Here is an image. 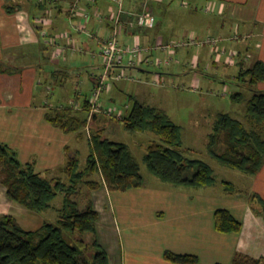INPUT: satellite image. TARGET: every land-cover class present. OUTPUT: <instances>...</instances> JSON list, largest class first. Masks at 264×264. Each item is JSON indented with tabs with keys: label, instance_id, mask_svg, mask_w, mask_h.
Returning a JSON list of instances; mask_svg holds the SVG:
<instances>
[{
	"label": "crops",
	"instance_id": "1",
	"mask_svg": "<svg viewBox=\"0 0 264 264\" xmlns=\"http://www.w3.org/2000/svg\"><path fill=\"white\" fill-rule=\"evenodd\" d=\"M122 2L123 11L119 14V5L112 0H79L78 4L75 0H15L13 3L0 0V59L8 61L12 57L19 61V65L14 63L15 68L0 66V136L19 152L23 161H35L37 171L46 177L65 178L63 168L69 154L79 153L80 156L83 140L89 145L86 127L66 132L47 121L45 113L49 107L65 104L62 99L68 98L69 104L81 110L80 114L89 116L87 125L90 124L91 132L100 131L112 139L119 131V113L126 114L131 108V97L148 104L153 97L146 86L152 72L143 64L132 66L124 63L113 66V76H109V85L102 94L115 91V88L126 94L122 87H125L127 78H133L135 69L143 71L147 79H139V87L134 93H128L129 102L118 105L122 107L119 110L111 103L103 104V107L113 109L118 117L82 111L90 98L88 93L84 94L82 84L90 82V90L93 91L103 73H88L89 81H79L68 63L69 52L80 50L87 54L93 51L95 42L101 44L102 39L117 30L122 45L131 46L139 42L150 48L143 63L150 54L151 59L159 57L155 56L154 50L158 52L160 49L166 56H171L174 49L169 52L159 45L165 40L164 18L168 14L171 16L179 7H192L195 15H191V19L197 28L191 36L196 35L202 40L207 37L219 39L216 46L209 44L208 54L212 56L213 64L223 62L220 51L226 47L238 53L235 59L239 63L240 60L246 63V59L252 63L258 59L264 61V0ZM74 3L76 7L72 8ZM199 8L204 9L209 17L198 19ZM85 13L89 14L88 19L84 17ZM142 13L155 16L154 27L137 24L138 14ZM45 35L52 39L53 43L48 45L52 48L43 43ZM30 44L33 47L26 48ZM203 44L207 46V43ZM40 51L41 56L38 54ZM194 54L200 57L199 51ZM245 54H248L246 59L243 58ZM238 62L236 66H239ZM118 74L122 77L114 78ZM55 87L59 90V100L51 103L45 98L44 101L39 93L46 89L52 91ZM257 87L264 90V81ZM73 91L74 96L68 95ZM115 97L113 94L109 98L111 102L117 101ZM84 166L86 161L81 163V167ZM241 176L243 182L244 174ZM96 179L102 181L99 175ZM166 183L162 180L144 181L140 187L113 191L103 181L90 191L100 213L97 223L99 243L107 250L110 264H177L165 259L167 250L195 254L201 264H231L238 253L264 256V219L253 211L245 189L240 188L244 192L241 196L223 191L216 197ZM253 188L264 197V164L256 174ZM219 208L229 209L243 222L241 232L224 233L215 228L214 215ZM0 214H12L22 225L23 221L37 220L31 209L7 196L4 185L0 187Z\"/></svg>",
	"mask_w": 264,
	"mask_h": 264
},
{
	"label": "trees",
	"instance_id": "2",
	"mask_svg": "<svg viewBox=\"0 0 264 264\" xmlns=\"http://www.w3.org/2000/svg\"><path fill=\"white\" fill-rule=\"evenodd\" d=\"M239 66V78L253 90L247 101V118L251 126L228 112H221L208 135L207 147L209 154L221 164L255 175L264 164V90L255 89L259 82L264 81V61L258 59L247 66L244 60H240ZM231 98L242 100L243 92L237 91ZM131 99L129 112L119 119L131 131H151L158 137L149 144L144 155L149 170L162 181L176 186L200 188L213 184V167L205 160L192 159L183 153L182 126L166 111L139 99ZM80 111L67 103L51 106L45 113L47 121L66 132L87 128L90 152L86 166L81 167L79 153L69 154L63 168L68 181L62 177L44 176L37 171L35 161H23L15 148L0 141V181L7 188V196L11 200L28 209L43 212L52 207L59 194H63L57 222L45 220L35 230L23 227L12 214H0V264H110L107 250L99 243L97 223L100 213L95 208L90 191L98 188L103 181L110 190L126 191L142 186L144 179L141 165L130 146L106 137L100 131L91 132L90 124L87 125L89 116L80 114ZM82 111L99 113L91 112V97ZM114 116L118 117L115 113L107 115L109 118ZM219 143L224 147L221 152L217 150ZM96 175L102 181H98ZM223 184L228 194H244L231 181L226 180ZM84 186L88 192L81 207L76 197L83 193ZM248 200L253 211L264 219V197L256 191L250 194ZM214 222L215 228L224 233L240 232L243 228V222L226 208L216 210ZM86 233L92 234L89 241L86 240ZM164 257L177 264H201L199 256L190 253L167 250ZM231 264H264V256L238 253Z\"/></svg>",
	"mask_w": 264,
	"mask_h": 264
},
{
	"label": "rangeland",
	"instance_id": "3",
	"mask_svg": "<svg viewBox=\"0 0 264 264\" xmlns=\"http://www.w3.org/2000/svg\"><path fill=\"white\" fill-rule=\"evenodd\" d=\"M13 1L15 0H9V3H13ZM200 8L197 10V18L202 20L208 18L209 14L205 13L204 9ZM178 9L179 10L175 12L176 14L173 12L171 16L168 14L167 17L164 18V25L166 28L163 36L165 40L159 44L161 47L164 46V49H168L169 52L172 49L171 46H173L174 53L171 54V56H169V54L166 56V53H163L160 49L158 52L154 50L155 56H159L160 58L156 57V59H153L152 57L151 59L150 54L148 55L149 58L147 57L144 63L141 62V64L138 65L140 66L143 64L144 67H147L152 72L150 78L146 81L148 82L146 86L153 93V97L149 99L150 104L166 111L177 124L182 126L183 153L192 159L198 158L205 160L214 169L215 182L212 185L200 188L178 187L189 189L190 191L209 193L218 197L223 194V191L226 193L223 182L227 180L233 182L237 188L245 189L244 192H247L246 196L248 198L251 193L257 191V189L254 190L253 188L256 174L249 175L240 170L229 168L221 164L209 154L207 146L209 140L208 135L212 132L213 123L220 112H228L234 117L243 120L248 127L251 126L247 118V101L253 94V90L246 87L244 81L239 78L240 66H236L238 60L235 59L233 62L228 53V51H231V47H226L229 50L223 48V50L220 51L223 54L221 55L223 62L215 65L211 59L212 56L208 54V49L211 45L216 46L218 43L213 44L207 42V46H204V44H186L196 36H191V33L197 28L193 19H191V15L195 14L193 10H191L192 7H179ZM156 14L159 15V12ZM42 41L45 45L47 44V48H52L48 46L53 43L50 36H43ZM95 43V46L91 49L93 51H88L87 54H84L80 50L68 53L70 57L68 63L72 68V70H70L77 74L79 81H89L90 75H88V73L96 71L102 74L105 71L104 56L101 54L102 45L97 42ZM28 47L31 48L33 46L30 44L27 45L26 48ZM35 47L37 50V46ZM196 51H199L200 57L194 54ZM38 54L41 56L42 51H40V53L38 52ZM145 55L147 56L146 52L144 53V56ZM207 56H209L210 59ZM247 57L248 54H245L243 58L246 59ZM246 60V63H244L245 65L249 66L252 64V61ZM14 63L19 65V61H16V59L12 57L8 61L0 59V66H13L15 68L16 65H14ZM133 78H127L125 80L126 82H124L125 87L123 86L122 88L126 94L118 88H115V91H105L101 96V103H111L116 110L122 108L118 105L129 102L128 93H134L139 87V79L142 81L147 79L143 71L136 69L133 70ZM82 85L84 87V94L86 95L88 93L89 97H92V91L90 90L91 83L86 82ZM255 89H258V87L256 86ZM58 91V88L55 87L52 91L48 92L46 89L44 93L39 94L43 100L46 98L53 103L59 100L57 97ZM237 91L243 92L244 98L242 100L237 101L231 98V95ZM118 92L120 94H118ZM113 94L116 96L115 98L117 101L115 102H111L112 100L109 99ZM68 95L74 96V91L70 92ZM85 95L81 98L84 99ZM62 101L65 104H69L70 102V100L68 98L65 99V97H63ZM118 125L119 131L112 139L129 144L135 158L141 165L144 181H161L160 178L149 170L144 161V155L149 144L154 140H158V137L151 131H131L125 127L123 121L118 122ZM262 132L264 134V127ZM1 138L0 136V141L5 142ZM82 142L83 146L80 159L83 164L89 154L88 151L90 146L86 140ZM223 148L222 144L219 143V145H217V150L219 152L223 151ZM243 174L245 178L244 181L241 182V180H243L241 175ZM64 179L68 181L67 176H65ZM166 184H169V182ZM1 186L2 184L0 181V187ZM84 187L83 193L76 197L81 207L84 206L87 199L86 194L88 190L86 186ZM62 202L63 194H59L53 200L52 207L47 211L38 212L31 210L35 213L37 220L30 221V223H26V221L22 220L23 225L27 229L35 230L40 228L45 220L57 222L59 218V208L62 206ZM256 205L259 207L257 203ZM91 238L92 234L86 233V240L89 241Z\"/></svg>",
	"mask_w": 264,
	"mask_h": 264
},
{
	"label": "built area",
	"instance_id": "4",
	"mask_svg": "<svg viewBox=\"0 0 264 264\" xmlns=\"http://www.w3.org/2000/svg\"><path fill=\"white\" fill-rule=\"evenodd\" d=\"M79 0H75V3ZM118 3L119 5V14L123 11V2L122 0H112ZM85 17H89V14L86 13ZM155 16L154 15H146L145 13L138 14L137 17V24L138 25H146L148 27L155 26ZM133 24V23H132ZM219 41L218 38H207L202 40L198 36L193 37L192 40H189L186 44H203L207 42H211L216 44ZM101 54L104 56V68L105 71L100 77L98 84L96 85L92 97H91V112H104L107 115H112L115 111L111 108H102L101 105V95L105 88L108 87L109 82L107 79L111 75V68L115 65H122L127 63L129 65L135 66L139 65L143 62V56L146 51H148L149 47H144L139 42H136L134 45L131 46H124L119 42L117 37V30L114 33L110 34L108 37L101 40ZM171 46V44H170ZM177 46V45H176ZM164 47V46H163ZM173 49V46H171ZM171 49V50H172ZM230 55V59L235 61L236 55L238 54L236 51H228ZM122 74L114 75V78H121ZM123 112L119 113L121 117Z\"/></svg>",
	"mask_w": 264,
	"mask_h": 264
}]
</instances>
